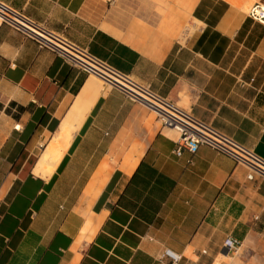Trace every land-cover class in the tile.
I'll list each match as a JSON object with an SVG mask.
<instances>
[{
    "label": "crops",
    "instance_id": "1",
    "mask_svg": "<svg viewBox=\"0 0 264 264\" xmlns=\"http://www.w3.org/2000/svg\"><path fill=\"white\" fill-rule=\"evenodd\" d=\"M2 1L264 157L250 0ZM91 75L0 19V264H165L164 247L264 264V178L206 144L175 154L172 128ZM62 127L68 147L36 174Z\"/></svg>",
    "mask_w": 264,
    "mask_h": 264
},
{
    "label": "built area",
    "instance_id": "2",
    "mask_svg": "<svg viewBox=\"0 0 264 264\" xmlns=\"http://www.w3.org/2000/svg\"><path fill=\"white\" fill-rule=\"evenodd\" d=\"M251 19L264 24V0H254L246 10ZM0 19L9 23L23 34L36 40L40 47H46L63 56L71 65L93 74L119 89L127 98L143 103L150 108L162 126L172 128L177 133L173 152L179 155L183 148L194 153L200 145L206 144L230 155L235 162L247 167L246 177L254 175L264 178V157L244 146L231 136L220 131L210 123L194 116L185 107L162 96L149 85L119 70L106 60L91 53L85 46L76 44L42 23L0 0ZM190 160V158L188 159ZM223 245L233 252L237 250V241L227 235ZM182 254L170 247H164L160 259L165 264H178Z\"/></svg>",
    "mask_w": 264,
    "mask_h": 264
},
{
    "label": "bare ground",
    "instance_id": "3",
    "mask_svg": "<svg viewBox=\"0 0 264 264\" xmlns=\"http://www.w3.org/2000/svg\"><path fill=\"white\" fill-rule=\"evenodd\" d=\"M93 75V74H92ZM95 76V75H93ZM98 79H100L98 76H95ZM102 80V79H100ZM103 81V80H102ZM89 83V82H87ZM91 85V83H89ZM108 84V83H107ZM88 85V84H87ZM86 85V86H87ZM109 85V84H108ZM89 87V85H88ZM91 87V86H90ZM93 88V87H92ZM87 89V88H86ZM90 99V98H89ZM88 99V100H89ZM90 105V104H89ZM87 107V106H86ZM77 108V107H75ZM88 108V107H87ZM80 109V108H79ZM78 109V110H79ZM85 110H87L85 108ZM77 111V110H76ZM80 112V111H79ZM82 113V112H81ZM84 117V115H83ZM80 120V119H79ZM64 122V121H63ZM63 124V123H62ZM65 125V124H64ZM71 128V127H70ZM73 130V129H72ZM71 130V131H72ZM174 130V129H171ZM175 131V130H174ZM176 132V131H175ZM70 130L68 129V127H62L61 130L59 131V133H57L58 135H56V138H54L55 140L53 142H51L50 146L47 147L46 151H44V153L42 154L41 159L39 160L38 164L36 165L34 171L40 174H47L49 173L52 168L54 167V165L56 163H51V162H47V158H51L53 156L57 157L61 154V152L63 151V149L66 148L68 140L70 138ZM177 134V133H176ZM68 147V146H67ZM52 159V158H51ZM55 159V158H54ZM57 160V159H56ZM53 161V159H52ZM52 172V171H51ZM50 174V173H49ZM42 177V176H41Z\"/></svg>",
    "mask_w": 264,
    "mask_h": 264
},
{
    "label": "rangeland",
    "instance_id": "4",
    "mask_svg": "<svg viewBox=\"0 0 264 264\" xmlns=\"http://www.w3.org/2000/svg\"><path fill=\"white\" fill-rule=\"evenodd\" d=\"M254 0H250L244 7V10H247V7L253 2ZM92 81L94 82V84L97 86L98 89H100L101 87H106L108 88L110 85H108L107 83H105L104 81L98 79L97 77L91 75Z\"/></svg>",
    "mask_w": 264,
    "mask_h": 264
}]
</instances>
